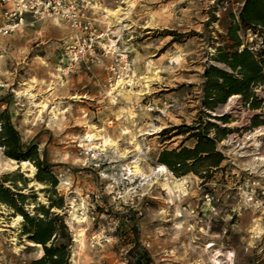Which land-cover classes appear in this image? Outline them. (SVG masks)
I'll return each instance as SVG.
<instances>
[{"label": "rangeland", "instance_id": "374dc122", "mask_svg": "<svg viewBox=\"0 0 264 264\" xmlns=\"http://www.w3.org/2000/svg\"><path fill=\"white\" fill-rule=\"evenodd\" d=\"M93 1L106 4L99 15L100 29L115 36L116 51L128 56L138 89L123 93L117 105L105 94L78 101L92 94L82 89L77 76L60 74L70 37L65 25L46 21L0 38V115L8 113L22 152L36 151L48 168L43 177H53L57 187L38 183L35 164L21 167L0 143L1 185L31 218H41L37 211L42 207H62L51 214L63 220L72 239L69 264H139L143 250L153 264H213L216 252L222 253V264L229 253L234 264H264V169L250 167L255 158H264V138L257 152L249 141L264 128V81L252 88L253 99L234 96L220 104L222 95L215 87L222 82L211 73L217 70L241 80L219 62L220 55L248 50L257 57L264 77V35L241 28L234 32L242 0ZM115 11H120L117 18L111 17ZM235 37L240 49L232 42ZM26 85L35 88L38 104L42 99L50 107L61 104L55 126L49 111L42 121L37 115L27 119L31 104L23 96ZM52 85L55 91L48 93ZM146 86L152 96L144 100ZM138 93L142 97H136ZM173 93L180 96L181 105L167 111L164 104H171ZM235 97L239 113L231 103ZM131 104L143 107V114L144 108H154L151 114L161 119L156 127L164 131L147 137L145 130L131 144L110 145L108 108ZM95 128L108 143L99 150L104 151L102 157L92 162L83 153L82 139ZM198 137L211 143V161L203 162L207 156H200L202 162H188L179 175L161 164L165 154L195 151ZM95 145L99 148L100 143ZM112 146L117 160L109 156ZM218 157L223 162L215 168ZM137 164L140 176L123 182L127 167ZM161 166L172 175L171 182H187L184 193L168 192L163 180L147 184L142 175L148 177ZM70 204L81 222L73 221ZM23 224L22 217L0 205V264H32L43 258V249L22 237Z\"/></svg>", "mask_w": 264, "mask_h": 264}, {"label": "trees", "instance_id": "16d2710c", "mask_svg": "<svg viewBox=\"0 0 264 264\" xmlns=\"http://www.w3.org/2000/svg\"><path fill=\"white\" fill-rule=\"evenodd\" d=\"M209 1L221 2V0ZM242 5V9L238 14V22H236L235 18H232L234 21L233 25H236L235 22L238 23V26H234V32L241 28L245 32H252L254 36L264 35V0H242ZM235 39L232 42L235 48L240 49L242 47L241 41L237 37ZM220 56L219 62L242 78L241 80L233 79L225 73L211 70V73L222 82L221 86L215 87V91L222 95V100L219 98L220 104H225L228 99L234 96H241L246 101L253 99L252 94H250L252 88L259 87L264 81L262 76L263 69L257 57L248 50L231 55L221 54ZM253 109H257L256 106H253ZM0 125V143L7 150V157L20 163L32 162L39 171L36 178L37 182L42 185L51 184L55 189L57 187L56 180L49 175L43 177V171L48 170L45 161L40 162L39 156L33 149L26 154L22 152L19 135L14 130L7 112L0 115ZM198 141L199 144L195 151L184 150L180 153L165 154L161 164L165 165L172 173L179 175L186 169L188 162L211 161L212 157H214L213 151L209 148L211 143L204 140L203 137H198ZM203 155H206L207 158L202 161L199 160V157ZM222 162L223 160L220 157L213 165L218 168ZM16 200V196L5 190L0 183V205L6 206L15 215L23 218L22 237L27 238L31 244L43 249V258L32 264H69L72 239L63 220L56 214H51L53 209L62 210V207L51 206L50 210L42 207L37 211L41 218H31L22 207L17 205ZM139 264H153L147 251L143 250Z\"/></svg>", "mask_w": 264, "mask_h": 264}, {"label": "built area", "instance_id": "2783aa9c", "mask_svg": "<svg viewBox=\"0 0 264 264\" xmlns=\"http://www.w3.org/2000/svg\"><path fill=\"white\" fill-rule=\"evenodd\" d=\"M105 5L93 0H0V38L21 33L31 24L48 21L65 25L72 36L61 57L62 77L67 78L78 71L91 75L92 66L107 60L105 95L136 90L137 76L128 56L104 43L99 15ZM164 106L167 111L176 108L173 104L165 103ZM154 111V108L148 110L149 113ZM83 153L92 162L102 157L97 151L86 148ZM123 177V182L128 183L133 176L126 170Z\"/></svg>", "mask_w": 264, "mask_h": 264}, {"label": "bare ground", "instance_id": "6f19581e", "mask_svg": "<svg viewBox=\"0 0 264 264\" xmlns=\"http://www.w3.org/2000/svg\"><path fill=\"white\" fill-rule=\"evenodd\" d=\"M120 11H115L114 13L111 14V17H115L117 18L119 15ZM112 47V46H111ZM113 48V47H112ZM134 73L135 69H134ZM137 76V74H136ZM138 89V77H137V82H136V86ZM146 88H148V86H146ZM34 87L30 86V85H26V91L25 93H23V96L28 98V100L30 101L31 104V108L27 111V119H31L32 117L37 115V120L38 121H42L43 120V116L46 112H50L52 115H54V117L51 120V125L55 126L57 123V115L56 113L59 111V106L61 105L56 104L54 107H50L48 102L45 99H42L40 101V103L38 104V100L36 99V96H34L32 94V92L34 91ZM136 89V90H137ZM140 90V88H139ZM55 91L54 86H50V89L48 91V93H53ZM128 91H118L116 93H109L106 94V97L109 99V101L113 104V105H117V103L119 102L120 96L123 93H126ZM133 91H130L129 93H131ZM104 93L105 92V84H104ZM136 97H142V95L140 96V94H135ZM78 101L80 100H86V98H76ZM238 99V97H235L231 100V103L234 106V110L239 113L241 111L240 107H237L235 101ZM150 130L147 131L146 135L147 137H151L154 135H158L160 133H162L164 131V129L161 128H157L155 127V125H150L149 127ZM88 130V129H87ZM94 132V133H93ZM103 133V131H98L95 129H93V131L91 132L88 131L86 136L82 139V141L85 143L83 145L84 148H86L87 150H92V151H97L99 154L104 153V151H99L100 148L101 149H106L107 147V141H105V139H103L100 135ZM264 138V128H261L260 130L256 131L255 134H253L251 137H249V141L252 142V147L255 148V152H257V149L260 147V141L261 139ZM234 139L230 140V143H233ZM96 143H100L99 148L98 145L96 147ZM28 166V163H22L21 167L25 168ZM252 169H264V158H255L253 163L250 166ZM138 164L137 166H135L134 168H129L127 167V170L129 171L130 175L133 177H137L140 176L139 172H138ZM35 176V169L31 168V178ZM142 177H144V180L147 181V184H151L154 181L155 182H160V181H164L166 184L164 185V187L166 188V190L168 192H173V193H178V192H182L184 193L185 190V185H186V181L184 179L182 180H177V179H172V182L170 181V179L172 178V175L168 172L167 168L164 166H161L157 171H153L151 173L150 176L145 177L144 175H142ZM70 210L72 211L71 216L73 217V221L75 222H81L79 217H78V212L75 208V206L73 204H70ZM85 218V215L83 216ZM18 220H21V218H19ZM212 248V246L207 247V250H210ZM223 257L222 253L220 252H216L215 255L212 257V263L213 264H222L221 258ZM234 255L229 253L228 256L226 257V264H234Z\"/></svg>", "mask_w": 264, "mask_h": 264}, {"label": "crops", "instance_id": "0c3cea01", "mask_svg": "<svg viewBox=\"0 0 264 264\" xmlns=\"http://www.w3.org/2000/svg\"><path fill=\"white\" fill-rule=\"evenodd\" d=\"M102 31L105 35V41L107 40L109 43V44H106V43L105 44L110 45L116 49L117 48L116 45H118V42H114L115 36H113L111 33L109 34L108 32H106V30H102ZM71 36L72 35L70 32V37L68 38V41L64 44L65 46L69 44ZM111 36L113 37L112 40H110ZM119 49L121 50V48ZM100 63L101 64L99 65L92 66L91 75L85 73L84 71H78L72 76L73 78L77 76V81L82 84V89L83 90L88 89L90 90V93L92 94V95H87L86 93V95H83L82 97H78V98H86L87 100V98L90 99L91 97V99H94V98H99L100 96H102L101 94H105L103 90L104 84H105L104 69L106 65L108 64V61L103 60ZM174 79L176 80V78ZM178 80H180V78ZM176 85L178 84H175L174 86ZM148 90H149V87L143 88V91H144L143 93L145 94L144 100L146 99V97L150 99L152 96V94H148V92H146ZM172 95L174 96H172V98H169V102H171V104L175 105L176 107H180L181 105L180 96L177 93H173ZM150 103L151 101H148L147 104L151 105ZM117 108H118L117 106H111L110 108H108L110 115L108 117L109 121L107 123V131H108L107 139L110 145L112 144V145L122 146L123 144L124 145L128 143L131 144V142H134L140 139L142 131L150 130L149 129L150 125H155V127L158 125H161L160 123L161 119H157L155 115L149 113L147 109L145 108H144L145 110L144 113L146 114H143L141 110L143 109V107H140L139 105L131 104L130 107L128 106L126 108H120V109H117ZM118 111L119 112L124 111V113L127 114L126 117L119 118L120 114ZM174 111H171V113ZM112 147L113 148L108 149L109 156L117 160L119 159V155L116 154V152L114 151V146Z\"/></svg>", "mask_w": 264, "mask_h": 264}]
</instances>
